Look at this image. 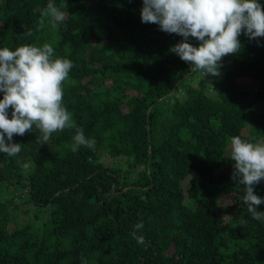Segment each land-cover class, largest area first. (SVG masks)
Instances as JSON below:
<instances>
[{"label":"trees","instance_id":"1","mask_svg":"<svg viewBox=\"0 0 264 264\" xmlns=\"http://www.w3.org/2000/svg\"><path fill=\"white\" fill-rule=\"evenodd\" d=\"M52 2L68 13L56 29L38 23L49 0H0V48L50 43L70 59L63 101L96 143L73 153L75 129L46 145L35 128L14 135L20 153H0V264H264V221L231 179L229 146L264 129V37L242 34L231 68L194 86L169 52L182 37L141 23L142 0ZM21 203L36 226L13 217Z\"/></svg>","mask_w":264,"mask_h":264},{"label":"clouds","instance_id":"2","mask_svg":"<svg viewBox=\"0 0 264 264\" xmlns=\"http://www.w3.org/2000/svg\"><path fill=\"white\" fill-rule=\"evenodd\" d=\"M67 15L49 0L38 23L43 26L47 18L56 29ZM140 18L141 23L158 25L160 31L182 37L169 52L204 77L221 75L223 58L241 51L242 34L249 40L264 37V5L259 0H142ZM31 35V30L23 34ZM190 37L198 46L189 42ZM73 67L70 59L55 57L50 43L0 48V153L17 156L21 144L12 142L14 135L24 136L33 128L39 131L36 142L42 145L57 132L75 129L70 145L73 153L81 146L95 147L96 141L85 137L63 101L64 83ZM229 146L234 162L231 179L238 189L243 187L241 199L251 218L264 221V212L257 210L264 198L255 193V186L264 181V143L235 135L229 138ZM142 227L137 224L133 231L138 241L143 238L136 237V230Z\"/></svg>","mask_w":264,"mask_h":264},{"label":"rangeland","instance_id":"3","mask_svg":"<svg viewBox=\"0 0 264 264\" xmlns=\"http://www.w3.org/2000/svg\"><path fill=\"white\" fill-rule=\"evenodd\" d=\"M236 54L233 55H228L226 57L223 58L222 60V67L220 68V73L222 74L221 70H229L231 68L232 62L235 59ZM221 76V75H220ZM215 77L212 76H202L201 73L197 72L196 78L194 80L191 81L192 84H194V86H201V85H207L210 82L213 81ZM239 83L243 86H246L248 88H252L254 86V84L249 81L246 78H240L239 79ZM212 85L213 83L210 85L211 89H212ZM251 137L254 138L255 142H260V143H264V129L263 130H257V132H254L251 134ZM104 162L106 164H111L112 162L109 160V158H105ZM186 186H188L190 184V181H185L184 183ZM34 213H35V208H32L31 206L25 205V204H20V207L13 212V217H15V219L18 221V224H22V225H26V223L28 221L33 222L34 226H36V223L34 219ZM28 215V216H25ZM37 229V228H36Z\"/></svg>","mask_w":264,"mask_h":264},{"label":"water","instance_id":"4","mask_svg":"<svg viewBox=\"0 0 264 264\" xmlns=\"http://www.w3.org/2000/svg\"><path fill=\"white\" fill-rule=\"evenodd\" d=\"M188 64H189V63H188ZM189 65L191 66V64H189ZM178 85H179V84H177V85L175 86L173 92H172L170 95H168L167 97H171V96L175 95L176 90H177V88H178ZM167 97H166V98H167Z\"/></svg>","mask_w":264,"mask_h":264}]
</instances>
